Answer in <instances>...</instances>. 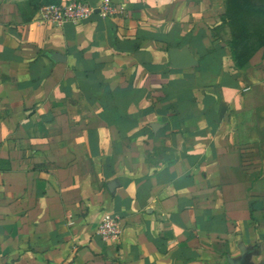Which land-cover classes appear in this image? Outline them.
Returning a JSON list of instances; mask_svg holds the SVG:
<instances>
[{
    "label": "crops",
    "instance_id": "obj_1",
    "mask_svg": "<svg viewBox=\"0 0 264 264\" xmlns=\"http://www.w3.org/2000/svg\"><path fill=\"white\" fill-rule=\"evenodd\" d=\"M72 1L0 0V264H264V52L234 66L223 0L41 21Z\"/></svg>",
    "mask_w": 264,
    "mask_h": 264
},
{
    "label": "trees",
    "instance_id": "obj_2",
    "mask_svg": "<svg viewBox=\"0 0 264 264\" xmlns=\"http://www.w3.org/2000/svg\"><path fill=\"white\" fill-rule=\"evenodd\" d=\"M216 15L220 24L212 30V36L228 29L227 48L237 69L257 51L264 52V0H223V8Z\"/></svg>",
    "mask_w": 264,
    "mask_h": 264
},
{
    "label": "built area",
    "instance_id": "obj_3",
    "mask_svg": "<svg viewBox=\"0 0 264 264\" xmlns=\"http://www.w3.org/2000/svg\"><path fill=\"white\" fill-rule=\"evenodd\" d=\"M123 8L116 7L109 1H104L99 6H95L90 2L75 0L67 4H50L40 10L41 21L54 25L61 26L66 23L74 25L81 24L89 20L96 12L102 16H113L117 11H122ZM96 234L107 242H114L121 234V227L117 218L109 215H104L101 219Z\"/></svg>",
    "mask_w": 264,
    "mask_h": 264
},
{
    "label": "water",
    "instance_id": "obj_4",
    "mask_svg": "<svg viewBox=\"0 0 264 264\" xmlns=\"http://www.w3.org/2000/svg\"><path fill=\"white\" fill-rule=\"evenodd\" d=\"M171 68L181 69L196 65V61L188 52V50H170L168 53Z\"/></svg>",
    "mask_w": 264,
    "mask_h": 264
},
{
    "label": "rangeland",
    "instance_id": "obj_5",
    "mask_svg": "<svg viewBox=\"0 0 264 264\" xmlns=\"http://www.w3.org/2000/svg\"><path fill=\"white\" fill-rule=\"evenodd\" d=\"M213 35V34H212ZM212 38L217 41V42H221L223 43L225 46H227V43L230 41V36H229V32L228 29H225V31H223L222 33H218L214 36H212Z\"/></svg>",
    "mask_w": 264,
    "mask_h": 264
}]
</instances>
